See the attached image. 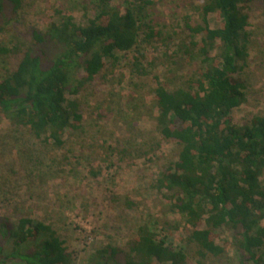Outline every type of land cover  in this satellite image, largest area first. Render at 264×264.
<instances>
[{
  "label": "trees",
  "instance_id": "obj_1",
  "mask_svg": "<svg viewBox=\"0 0 264 264\" xmlns=\"http://www.w3.org/2000/svg\"><path fill=\"white\" fill-rule=\"evenodd\" d=\"M252 1L201 0L203 25L188 26L200 40L186 49L199 56L196 78L171 91L157 82L155 89L156 130L178 146V153L152 188L188 227L179 240L183 245L174 246L173 231L153 221L138 227L125 249L110 244L96 249L89 264H187V245L201 259H222L231 249L238 264H264V116L243 124L233 121L234 110L246 99L241 74L249 56L247 9ZM89 3L91 11L81 7L84 15L92 13L85 25L57 9L44 31H31L35 45L51 43L58 49L47 65L29 48L12 71L0 74V116L58 149L68 133L82 128L80 105L67 95H77L107 64L114 66L118 54L161 36L148 21L153 0ZM22 9L23 0H0V36ZM211 15L217 21L214 28L209 26ZM17 51L0 41V66ZM224 231L232 233L230 243L220 239ZM73 262L52 225L27 217L0 220V264Z\"/></svg>",
  "mask_w": 264,
  "mask_h": 264
},
{
  "label": "rangeland",
  "instance_id": "obj_2",
  "mask_svg": "<svg viewBox=\"0 0 264 264\" xmlns=\"http://www.w3.org/2000/svg\"><path fill=\"white\" fill-rule=\"evenodd\" d=\"M153 1L148 21L161 36L118 54L114 66L107 64L77 95H67L80 105L82 128L68 133L61 149L0 116V220L27 217L52 225L73 254V264H89L94 251L107 244L125 249L137 228L153 221L173 231L174 246H182L179 240L189 231L152 188L178 153V146L156 130L154 98L157 82L171 91L197 76L199 56L186 49L200 40L188 26L203 25L201 0ZM82 5L91 11L89 0H23L21 15L0 36L3 45L18 50L5 59L0 74L12 71L29 48L47 65L58 49L51 43L35 45L31 31H44L57 9L87 24L92 13L84 15ZM247 13L249 56L241 74L247 90L245 102L233 112L236 124L264 116V4L252 1ZM216 22L211 15L209 26ZM261 180L264 184V176ZM220 239L230 243L232 233L221 232ZM185 248L187 264H238L231 249L222 259H201L193 245Z\"/></svg>",
  "mask_w": 264,
  "mask_h": 264
}]
</instances>
